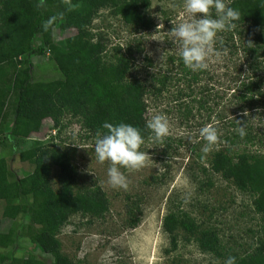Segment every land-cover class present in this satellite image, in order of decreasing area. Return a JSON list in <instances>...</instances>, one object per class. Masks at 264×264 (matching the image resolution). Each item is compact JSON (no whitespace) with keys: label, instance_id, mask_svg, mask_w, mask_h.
<instances>
[{"label":"rangeland","instance_id":"374dc122","mask_svg":"<svg viewBox=\"0 0 264 264\" xmlns=\"http://www.w3.org/2000/svg\"><path fill=\"white\" fill-rule=\"evenodd\" d=\"M150 1L144 13L154 21L151 30L127 25L111 9L101 10L90 26L95 40H104L110 60L133 51L136 62L131 77L148 88L147 120L162 114L169 121V135L161 143L150 136L141 148L151 158L147 166L139 171L121 169L128 179L127 189L108 185L107 162L98 163L94 154L96 135L87 132L78 119L66 117L58 129H53L52 121L47 120L42 130L30 138L0 143V158L7 159L21 178L34 170L21 154L39 145L51 146L67 155L79 188L97 185L106 193L110 208L105 216L75 214L60 229L62 253L74 264H224L228 257L240 258L253 252L264 240V219L255 210V194L238 190L211 167L215 152L228 147L237 149L227 137L239 133L240 126H245V133L253 138L247 151L264 153V65L262 71L249 73L242 55L232 54L225 44L220 45L225 42L220 34L216 47L224 53L222 57L211 60L206 71L193 72L197 82L180 80L177 45L172 43L169 31L187 19L182 0ZM65 37L59 28L54 30L58 45L64 46ZM31 61L36 82L63 79L51 55H34ZM165 74L172 76L173 82L161 95L156 94L154 87L160 85L154 78ZM258 77L263 79V95L257 91L252 95L246 86ZM12 125L10 114L2 123L5 135L10 134ZM205 126L217 128L219 135V142L208 152L203 151L205 142L200 136ZM58 175L55 168L51 178L55 189L59 188ZM132 206L142 211L140 225L135 229L127 227ZM4 209L1 203L2 229L7 231L12 223L3 217ZM169 212L186 214L202 229L215 231L220 241L219 255L202 251L195 238L182 229L177 231L174 249L163 229ZM15 253L18 257L53 261L25 237L18 239Z\"/></svg>","mask_w":264,"mask_h":264},{"label":"trees","instance_id":"16d2710c","mask_svg":"<svg viewBox=\"0 0 264 264\" xmlns=\"http://www.w3.org/2000/svg\"><path fill=\"white\" fill-rule=\"evenodd\" d=\"M225 3L238 9L241 18L237 29L221 33L225 42L220 45L225 44L232 54L242 55L249 73L262 71L264 3L261 0ZM150 6V0H0V143L30 138L42 130L47 120L52 121L53 129H58L66 117L78 119L94 135L106 131L102 128L105 122H123L140 129L145 141L149 139L151 133L145 128L148 88L131 77L136 62L133 51L110 60L104 40H95L90 26L101 10L111 9L127 25L148 31L155 26L144 13ZM56 28L66 36L63 47L54 40ZM46 54L52 56L63 79L34 80L32 56ZM170 61L175 63L173 57ZM176 63L180 80L188 84L198 81V76L184 66L180 57ZM154 79L160 85L154 91L161 95L174 78L165 74ZM262 82L258 77L246 90L252 95L256 91L263 95ZM10 114L13 125L10 134L5 135L2 123ZM251 140L249 133L228 135L227 141L237 149L228 147L215 152L211 167L238 190L255 194V210L264 219V153L247 151ZM20 157L34 165L33 172L22 178L7 159L0 158V204H5L3 217L12 223L4 231L0 219V264H74L62 253L60 229L75 214L105 216L110 208L106 193L97 185L79 188L67 155L55 147L39 145ZM55 168L59 170L58 189L51 183ZM128 216L127 227L137 228L141 208L132 206ZM163 229L174 249L177 231L182 229L195 238L202 251L219 255L217 233L202 229L186 214L169 212L163 220ZM262 230L264 234V225ZM20 237L38 245L52 257V263L36 256L18 257L15 245ZM235 262L264 264V240L253 252L235 258Z\"/></svg>","mask_w":264,"mask_h":264},{"label":"clouds","instance_id":"9594fccd","mask_svg":"<svg viewBox=\"0 0 264 264\" xmlns=\"http://www.w3.org/2000/svg\"><path fill=\"white\" fill-rule=\"evenodd\" d=\"M182 9L187 19L169 31L172 43L177 45L178 55L186 68L192 72L206 71L211 60H219L224 54L216 47L220 34L237 29L241 13L225 0H182ZM237 123L240 125V121ZM244 127L237 129L241 136L245 134ZM102 128L106 131L97 132L94 142L95 158L100 164L107 162L108 185L127 189L128 179L121 169L139 171L151 160L147 152L141 150L145 139L141 130L131 124L105 122ZM145 128L156 143L169 135V121L162 114L151 116ZM200 136L205 142L204 152L219 142L218 130L213 126L201 128ZM224 264H236L235 258L228 257Z\"/></svg>","mask_w":264,"mask_h":264}]
</instances>
